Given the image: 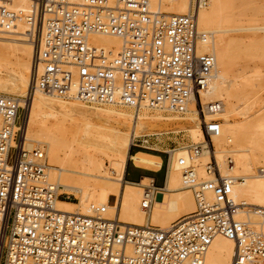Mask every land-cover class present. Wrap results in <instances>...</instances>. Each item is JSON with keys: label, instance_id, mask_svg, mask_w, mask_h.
<instances>
[{"label": "built area", "instance_id": "obj_1", "mask_svg": "<svg viewBox=\"0 0 264 264\" xmlns=\"http://www.w3.org/2000/svg\"><path fill=\"white\" fill-rule=\"evenodd\" d=\"M202 2L195 0L189 13L168 15L152 10L150 0H32L28 11L0 0V27L37 46L34 89L179 113L196 96L204 135L188 146L192 162L179 160L196 208L170 227L121 222L106 216L103 204H91L89 214L62 211L57 200L75 196L50 180L41 150L25 148L20 98L0 94V264H203L217 234L236 241L231 264H264V232L238 218L243 204L232 196L234 179L221 173L215 157L206 164L211 178H199L194 164L204 145L214 149L221 132L219 120L206 119L221 104L205 106L201 96L215 65L212 53L198 51ZM94 33L119 36L123 44L108 51L90 41ZM139 138L132 147L146 141ZM175 148L167 152L169 163ZM160 192L153 181L145 185L143 208Z\"/></svg>", "mask_w": 264, "mask_h": 264}, {"label": "bare ground", "instance_id": "obj_2", "mask_svg": "<svg viewBox=\"0 0 264 264\" xmlns=\"http://www.w3.org/2000/svg\"><path fill=\"white\" fill-rule=\"evenodd\" d=\"M4 1L22 11H28L32 4V0ZM255 3L256 0H206L197 8V27L204 35L198 41V51L215 57L201 96L205 106L211 102L221 104L218 111L206 112L207 120H219L221 132L213 137L214 149L204 145L194 164L199 178H211L206 164L215 157L221 173L234 179L232 196L243 204L238 218L264 232V70L256 63L251 68L247 64L248 68L240 66L239 61L243 55L264 59V24L246 13ZM194 6L195 0H150L152 10L168 15L189 13ZM244 16L251 23L244 21ZM19 29L25 31L26 25L21 23ZM235 31L251 34L247 39L228 35ZM0 32V94L20 98L26 110L25 148L41 150L50 180L60 193L76 198L58 199L59 210L89 214L91 204H103L108 217L162 228L195 210V197L184 183L179 161L185 158L192 162L189 145L174 151L166 185L153 196L148 209L142 202L145 185L152 179L129 182L125 171L129 159L147 168L158 169L161 165L157 154L131 152L137 137L184 133L192 142L204 139L196 96L191 97L185 112L179 113L149 106L135 109L123 104H91L75 94L45 93L33 87L36 44L23 34L5 33L1 27ZM90 41L108 51H117L123 44L121 37L101 33L91 34ZM25 96H29L26 101ZM111 195L116 197L113 204L109 202ZM236 246L235 240L217 234L203 264H231Z\"/></svg>", "mask_w": 264, "mask_h": 264}, {"label": "rangeland", "instance_id": "obj_3", "mask_svg": "<svg viewBox=\"0 0 264 264\" xmlns=\"http://www.w3.org/2000/svg\"><path fill=\"white\" fill-rule=\"evenodd\" d=\"M256 2L257 3H255V4H253L252 5V8L248 11L247 10V14H251V17L252 18H256L258 21H257V23L258 24H260V25H262V24H264V0H256ZM249 9V8H248ZM255 9V10H254ZM252 10V11H251ZM249 12V13H248ZM253 13V14H252ZM256 14V15H255ZM249 15H247V16H249ZM252 15H255L254 17L252 16ZM247 16H244L243 17V20L244 21H247L249 18L247 17ZM245 17H247V18H245ZM250 17V16H249ZM242 20V21H243ZM248 22V24H249V20L247 21ZM251 23V22H250ZM244 24H246L245 22H244ZM1 33V32H0ZM6 33V32H5ZM231 34H229L228 33V35H239V36H245V38L247 39V36L248 35H250L251 34V31H235V32H230ZM262 34H264V32H261ZM2 34H3V32H2ZM256 57H260V56H255V58L253 57V56H248V55H243L240 59H239V61H240V66L241 65H243V67H246V66H249L250 68L251 67H253L254 65H255V63L257 64L256 66H260V67H263L262 69L264 70V61H262V60H264V59H261V58H256ZM262 58H264L263 56H262ZM254 63V64H253ZM247 64V65H246ZM246 65V66H245ZM246 68H248V67H246ZM22 112L23 113H26V110L25 109H23L22 110ZM18 122H21V120H19ZM172 136L171 138L170 137H168V136ZM175 135V136H174ZM184 135V133H181V134H175V133H169V134H165L164 136H162V135H160V137H158L157 135H153V137H150V140H152V141H157V140H160L161 139V141H163V140H167V141H169V142H171L172 140H175L176 141V143H172L171 145L173 146V147H175L176 146V148H175V150L174 151H177L178 150V148H181V147H183V146H185V147H187L191 142H192V140L189 138V137H187V136H183ZM176 137V138H175ZM149 137L148 136H140V138L139 139H141V140H143V139H148ZM159 138V139H158ZM158 142V141H157ZM193 142H195V141H193ZM140 143H142V141H140ZM147 145H148V143H146ZM155 147H161V144L160 143H158V144H156V145H154ZM137 149V147H134L133 149H132V152H134L135 150ZM146 150H148V151H151L150 149H147V148H145ZM173 153H175V152H173ZM12 154H14V152H12ZM163 157L165 158V155H163ZM10 160L12 161L13 160V157L12 158H10ZM107 160V159H106ZM128 161H130V166H129V168H128V177L129 178H131V179H138L139 178V176H140V174H141V170H139V169H137L135 166H134V164H133V162H132V160H128ZM107 163H109L108 162V160H107ZM164 170L163 171H161V172H159V174H157V182L158 183H163V179H164ZM159 198H160V196H159ZM114 199H115V196H113L112 197V200H111V204H113V202H114ZM67 200H70V201H76V199H67ZM256 220V219H255ZM257 220H259V219H257Z\"/></svg>", "mask_w": 264, "mask_h": 264}, {"label": "crops", "instance_id": "obj_4", "mask_svg": "<svg viewBox=\"0 0 264 264\" xmlns=\"http://www.w3.org/2000/svg\"><path fill=\"white\" fill-rule=\"evenodd\" d=\"M157 141H152V140H150V138H148V139H146V141H143L142 143H138L139 146H137V149L134 152H132V149L134 148V147H132L131 148V152L132 153H136V152H139V151H146V152H150V153L159 155L161 157V165H160V167L158 169L147 168V167H143V166H139V165L135 164L133 162V160H132L134 166L137 169L141 170L142 172H141V174H140L138 179H131V178L128 177V168L130 166V161H128L127 168H126V171H125V179L127 181L133 182V183H139V182L142 181V179L144 177H147V178L152 179V181L154 182V185H155L156 188L161 189V188L165 187L166 182H167L168 169H169V165H170L169 157H168V153L167 152H168V150L170 148L173 147L171 144L175 143L176 141L175 140H172L171 142H169L167 140L161 141V139L157 140ZM146 143H148V145ZM158 143L161 144V147H155L154 146V145H156ZM145 148L150 149L151 151H148ZM163 155H165V158L163 157ZM163 170L165 171L164 172L163 183H158L157 182V174H159V172H161ZM113 196L114 195L110 196V200H109L110 203H111V200H112ZM115 200H116V197L114 199V202H115Z\"/></svg>", "mask_w": 264, "mask_h": 264}]
</instances>
